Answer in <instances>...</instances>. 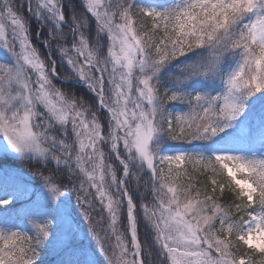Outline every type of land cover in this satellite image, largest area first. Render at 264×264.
Listing matches in <instances>:
<instances>
[{
    "label": "snow or ice",
    "instance_id": "obj_1",
    "mask_svg": "<svg viewBox=\"0 0 264 264\" xmlns=\"http://www.w3.org/2000/svg\"><path fill=\"white\" fill-rule=\"evenodd\" d=\"M0 156V264H264V0H0Z\"/></svg>",
    "mask_w": 264,
    "mask_h": 264
},
{
    "label": "trees",
    "instance_id": "obj_2",
    "mask_svg": "<svg viewBox=\"0 0 264 264\" xmlns=\"http://www.w3.org/2000/svg\"><path fill=\"white\" fill-rule=\"evenodd\" d=\"M34 41H35V37H34ZM41 48L43 51L44 50L43 46H41ZM0 165L12 166V167L18 168V170L27 172V168L24 162L16 160L14 157H11V156L10 157L0 156ZM71 204L73 208L75 209L77 215L80 216L81 215L80 206L76 201L75 194L72 195ZM87 227L88 226L86 223L82 224L83 229H87ZM80 238L84 242L85 246L88 248L89 251H92L93 249H95L94 255H95V258L97 259V264H107V256L99 251V247H100L99 242L94 236L91 235V233H86L85 231L82 230L80 233Z\"/></svg>",
    "mask_w": 264,
    "mask_h": 264
},
{
    "label": "rangeland",
    "instance_id": "obj_3",
    "mask_svg": "<svg viewBox=\"0 0 264 264\" xmlns=\"http://www.w3.org/2000/svg\"><path fill=\"white\" fill-rule=\"evenodd\" d=\"M44 262H45V264H47V260H49V259H51L50 257H47V256H45L44 258Z\"/></svg>",
    "mask_w": 264,
    "mask_h": 264
}]
</instances>
